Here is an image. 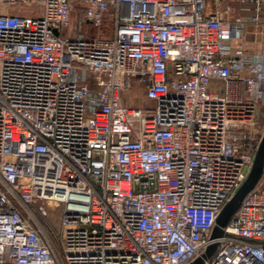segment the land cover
I'll return each instance as SVG.
<instances>
[{"label":"built area","instance_id":"1","mask_svg":"<svg viewBox=\"0 0 264 264\" xmlns=\"http://www.w3.org/2000/svg\"><path fill=\"white\" fill-rule=\"evenodd\" d=\"M211 1L0 0V264H264V173L212 238L264 135V0Z\"/></svg>","mask_w":264,"mask_h":264},{"label":"rangeland","instance_id":"2","mask_svg":"<svg viewBox=\"0 0 264 264\" xmlns=\"http://www.w3.org/2000/svg\"><path fill=\"white\" fill-rule=\"evenodd\" d=\"M224 2H226L224 0ZM231 4L234 7V10L231 14L232 18H235L239 15H243L246 17L248 20L251 18V16L254 15V6L256 5L255 3L252 2H231ZM251 7V8H250ZM245 8H248L247 11ZM40 13L43 12L42 8H38ZM264 22V18H262V23ZM91 28L90 24H85L84 25V31L88 32L89 29ZM112 25L109 21L105 22V25L103 26V35L104 36H109L111 31ZM254 28V29H253ZM256 26L253 25V23H249L248 25V43L249 46L255 47V49L258 47V44L255 40V35L250 33L255 30ZM105 29H109V31H106ZM256 31V30H255ZM98 32V28L95 29V33ZM256 37H261L260 33L257 32ZM264 38V37H263ZM260 40V39H259ZM254 41V42H253ZM259 42V41H258ZM260 47V46H259ZM257 48L256 50H258ZM64 204L61 202H56V201H49V200H38L34 205L32 206V209L34 213L36 214L38 221L48 230L50 233L55 236L58 230V227L60 226L61 222V217L64 211Z\"/></svg>","mask_w":264,"mask_h":264},{"label":"water","instance_id":"3","mask_svg":"<svg viewBox=\"0 0 264 264\" xmlns=\"http://www.w3.org/2000/svg\"><path fill=\"white\" fill-rule=\"evenodd\" d=\"M264 173V135L262 137L261 143L259 145L255 162L253 168L243 183V185L238 189L235 195L225 204L219 217L217 223L214 227L212 238H219L224 235L225 227L240 208L246 195L252 191L260 182ZM218 248V243L211 244L207 251L195 259L191 264H205V260L213 256Z\"/></svg>","mask_w":264,"mask_h":264},{"label":"crops","instance_id":"4","mask_svg":"<svg viewBox=\"0 0 264 264\" xmlns=\"http://www.w3.org/2000/svg\"><path fill=\"white\" fill-rule=\"evenodd\" d=\"M225 6H226V2H222L221 0H213V1H211L210 3H209V7H208V10H207V16L208 17H212V18H215V17H218L219 15H220V12L218 11L219 10V8H225ZM251 8V7H250ZM247 9L248 8H245V10L247 11ZM254 29V28H253ZM256 30V29H255ZM253 31V32H250V33H252V34H254L255 35V40L254 41H256L257 42V44H258V47L257 48H259V46H260V44H261V41H262V39H264L263 37V35H261L260 34V36L261 37H256V35H257V30L256 31ZM260 39V40H259ZM253 41V42H254ZM259 41V42H258ZM256 48V49H257ZM249 49H251V50H256L255 49V47H251V46H249Z\"/></svg>","mask_w":264,"mask_h":264}]
</instances>
